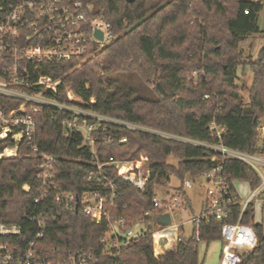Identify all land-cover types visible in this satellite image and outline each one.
I'll return each instance as SVG.
<instances>
[{"label":"trees","instance_id":"16d2710c","mask_svg":"<svg viewBox=\"0 0 264 264\" xmlns=\"http://www.w3.org/2000/svg\"><path fill=\"white\" fill-rule=\"evenodd\" d=\"M81 1L92 4L94 12L110 22L114 38L78 68H72L73 61L44 65L45 73L61 78L59 100H65L66 91H71L84 103L83 107L102 116L206 143L216 142L209 128L214 120L225 127L221 136L225 146L264 154L255 130L257 123L264 120V36L255 60L244 62L239 49L241 42L261 32L258 16L264 0ZM240 64L248 65L252 73L249 88L235 84V68ZM197 69L201 72L188 78ZM244 92L248 95L246 102ZM90 99L94 102L90 103ZM19 102L0 97V107L4 109ZM68 117L70 113L50 107H42L37 116L34 143L38 153L53 158L50 165L55 188L77 194L94 188L96 181H87L85 175L96 170V160H128L139 155L149 159L150 177L143 192L117 178L113 166L101 167L116 188V203L127 205L125 226L142 219L148 227L147 234L122 248L112 263L202 264L199 242L208 245L220 241L221 224L234 223L241 214L240 222L253 227L257 243L252 250L240 254V264H264V229L261 223L254 222L253 201L242 211L240 204L230 206L222 221L210 218L193 222L186 241L163 253L153 251L152 220L143 217L145 211L154 212L151 196L175 177L180 185L174 187L173 194L179 195L191 210L183 180L210 171L215 165L210 160L215 151L88 117V123L94 126L92 151L79 132L64 134L62 120ZM121 138L126 141L120 142ZM14 144L8 134L0 140V152ZM33 154L23 136L15 155L0 158V221L19 224V242L25 245L38 230L28 216L50 204L61 214L44 228L40 247L92 248L100 253L105 222H92L80 208L61 209L52 202L49 186L46 200L34 204L33 199L41 194L38 188L42 181L37 176L40 157ZM221 175L237 199L233 182H247L251 189L260 183L257 172L236 159L225 160ZM23 184L29 185L28 191L22 189Z\"/></svg>","mask_w":264,"mask_h":264},{"label":"built area","instance_id":"2783aa9c","mask_svg":"<svg viewBox=\"0 0 264 264\" xmlns=\"http://www.w3.org/2000/svg\"><path fill=\"white\" fill-rule=\"evenodd\" d=\"M244 12L248 13L247 10ZM113 38L110 22L96 14L90 3L81 0H0V97L20 101L17 106L9 109L0 107V140L11 134L15 142L12 147H6L0 152V158L15 155L18 144L23 136H26L27 144L32 146L33 155L40 157L37 176L42 181L38 188L41 194L33 199L34 204L46 200L49 195L46 187L49 186L52 202L61 209L72 211L80 208L92 222L106 224L101 238L103 248L100 253H96L92 248L60 250L39 246L46 225L61 214L60 210H53L50 204L28 216V219L37 225L38 230L25 245L19 242L22 234L19 224L0 221V264H115L111 262L112 258L116 261L122 248L148 232V227L142 219L135 220L129 227L125 226L127 205L116 203L113 181L101 171L102 166H113L117 178L143 192L150 177L148 157L139 155L128 160L110 157L106 162L96 160V170L85 175L87 181H96L94 188L83 190L80 194L55 188L50 165L53 158L46 153H38L34 143L37 116L42 107L70 113L71 117L62 120L64 134L79 132L92 151L91 131L94 126L88 123V117L203 146L216 152L210 157V160L215 162L214 167L201 175L213 188L207 189L204 208L200 214L186 222L175 221L179 212L187 209L184 200L176 194L166 198H159L156 193L151 196L154 212L145 211L143 217L152 220L150 235L155 253L171 250L178 243L186 241L191 236H184L183 226L187 222L193 224L195 221H208L210 218L222 221L227 218L228 208L234 204H240L242 211L251 201L261 202L259 195L264 193V175L260 169L264 170V154L225 146L221 141L225 127L218 125L214 120L210 122L209 128L216 142L206 143L102 116L83 107L84 103L75 98L71 91H66L65 100L58 99L61 78L45 73L44 65L73 61L72 68H78L84 60L94 57L97 50L110 43ZM199 72V69L193 70L192 74ZM89 102L93 103L94 99ZM255 130L258 143L264 146L263 119L257 123ZM119 141L125 142L126 138ZM9 148L14 151L6 153ZM226 159L242 161L259 175L260 183L252 188L247 198L232 197L229 184L221 175ZM191 184L192 181L184 179L182 186L186 188ZM22 189L28 191L29 185L23 184ZM165 213L170 218L167 225L157 220L158 216ZM240 216L236 222H223L220 226L221 249L218 264H240V254L256 246L255 230L250 224L240 222ZM135 225L141 226L138 232L134 230ZM194 233L198 241V228L194 229Z\"/></svg>","mask_w":264,"mask_h":264},{"label":"rangeland","instance_id":"374dc122","mask_svg":"<svg viewBox=\"0 0 264 264\" xmlns=\"http://www.w3.org/2000/svg\"><path fill=\"white\" fill-rule=\"evenodd\" d=\"M258 25L260 27L261 32L248 37L245 41L239 44V49L242 53L243 61L247 62V60H255L257 58V54L261 46L263 45V36H264V7L260 11L258 16ZM192 72L189 73L188 78H191ZM235 84L237 86H245L249 88L252 84V73L249 70L248 65H238L235 68ZM245 102L248 99L247 92L243 93ZM14 151L13 149L9 148L7 152ZM173 161L172 159H169ZM262 174L264 175V170L260 169ZM184 179H188L192 181L190 187L183 188L186 196L189 198L191 202V210L186 209L184 211L179 212L177 219L175 221H183L186 222L193 216L200 214L204 208V201L206 198V191L208 188H213V185L206 181L203 176H186ZM180 185V182L175 178L172 177L169 185L166 188H158L155 190L156 195L159 198H166L174 193V187ZM237 194L239 199H245L249 196L250 192L252 191L249 184L245 182H238L236 183ZM261 203L253 202L254 203V222L261 223L264 229V193L259 195ZM141 229L140 225H135L134 230L138 232ZM184 229V236L189 237L192 232V224L187 222L183 226ZM220 249H221V240L220 241H213L206 245L204 242H199L198 250H199V258L202 264H218L219 263V256H220Z\"/></svg>","mask_w":264,"mask_h":264},{"label":"water","instance_id":"95a60500","mask_svg":"<svg viewBox=\"0 0 264 264\" xmlns=\"http://www.w3.org/2000/svg\"><path fill=\"white\" fill-rule=\"evenodd\" d=\"M128 1H132V0H128ZM97 35L101 37L99 33H97ZM157 220L159 223L164 224V225H167L170 223V218L167 213L161 214L160 216H158Z\"/></svg>","mask_w":264,"mask_h":264},{"label":"crops","instance_id":"0c3cea01","mask_svg":"<svg viewBox=\"0 0 264 264\" xmlns=\"http://www.w3.org/2000/svg\"><path fill=\"white\" fill-rule=\"evenodd\" d=\"M239 181H236L235 183H234V185H235V189L237 190V188H236V183H238ZM245 183H247V182H245ZM248 184V183H247ZM258 203H261L260 201H258Z\"/></svg>","mask_w":264,"mask_h":264}]
</instances>
